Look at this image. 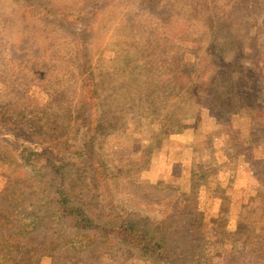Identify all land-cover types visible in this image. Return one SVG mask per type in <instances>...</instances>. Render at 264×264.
I'll use <instances>...</instances> for the list:
<instances>
[{"label": "rangeland", "instance_id": "obj_1", "mask_svg": "<svg viewBox=\"0 0 264 264\" xmlns=\"http://www.w3.org/2000/svg\"><path fill=\"white\" fill-rule=\"evenodd\" d=\"M49 1L68 11L82 0ZM12 8L11 0H0V88L13 92L16 90L10 89L17 80L22 82L21 94L10 103L30 123L24 127L25 136L0 127V194L9 198L11 190L22 197L33 186L35 179L24 176H34L35 164L42 163L33 154L43 152L58 163L77 165L81 154L89 156L87 148L83 150V131L76 128L86 123V98L74 74L55 62L56 56L62 57L70 71L74 70L68 59H74L72 43L65 37L56 39L30 13L16 11L14 15ZM195 9H199L197 16L193 15ZM193 19L206 32V40L214 42L212 50L222 61L243 62L251 69L257 65L252 62L264 60V0H116L93 21V75L100 95L99 139L94 144L99 160L94 168L106 209L148 215L182 233L174 241L179 250L189 252L177 256V263L227 264L228 258V264H245L238 257L264 238V77L256 73L247 85L240 86L234 79L225 83L214 78L212 70L195 72L193 68V83L186 88L165 75L174 65L186 68L195 62L184 37H171L173 26L180 28L185 25L182 22ZM230 35L232 44L227 39ZM146 47L152 53L132 54L134 49L141 52ZM14 51L25 56L22 65L16 63ZM256 56L260 58L257 62ZM172 58L177 60L166 69V61ZM142 64L152 68L155 77L161 74L162 81L157 93L140 101L138 90L145 86L138 74ZM50 65L57 66L53 71L61 82L56 94L54 85L34 80ZM247 88L255 92L256 110L241 104L242 89ZM54 94L59 99L51 110L48 102ZM218 104L216 118L225 107L226 121L219 118L220 125L215 126L209 108ZM36 124L44 128L41 135L30 127ZM223 125L230 135L218 131ZM230 138L241 142L242 148ZM27 156L34 165L25 163ZM136 182L178 192L169 203L167 197L148 210L131 193L129 186ZM41 196L42 202L50 199L47 193ZM157 197L164 198L162 194ZM103 238L105 247L95 248V258L70 264H145L130 252L110 249L115 242ZM234 256L237 259L230 258Z\"/></svg>", "mask_w": 264, "mask_h": 264}, {"label": "trees", "instance_id": "obj_2", "mask_svg": "<svg viewBox=\"0 0 264 264\" xmlns=\"http://www.w3.org/2000/svg\"><path fill=\"white\" fill-rule=\"evenodd\" d=\"M115 1L82 0L71 10L65 11L49 0H11L14 8L10 12L14 15L16 11L30 13L41 26L56 34V39L65 37L72 43L74 59H68L74 70L70 71V66L62 57H55V54L54 57L55 62L67 68L70 75L74 74L79 82L80 91L86 98L87 103L84 104L86 123L82 127L76 126V128L78 131H83V150L87 148L89 156L84 155L85 152L81 154L80 164L77 165L71 162L58 163L43 152L36 154L31 152L42 161L39 166L35 164L34 176V173L24 175L27 176L26 179L28 180L35 179L33 186L29 187L22 197L18 196L14 189L11 190L10 198L4 193L0 194V257L4 252L6 253L2 256L3 259L0 260V264H3L4 260H8V264H70L73 260H89L88 258L96 254L95 248H98L99 245L105 247L103 237L111 238L115 242V247L111 246L110 249L118 248L124 252H130L133 256L144 261L145 264H179L177 263V256L182 258L189 252L177 248L178 243L174 241V237L182 236V233L173 231L168 224L165 225L161 221H156L148 215H141L135 211L123 213L110 211L105 208L101 200V185L94 168L99 160V154L94 144L99 139L96 127L99 119L97 113L99 112L100 95L93 75L96 34L92 23L98 14H102ZM198 13L199 9L193 11L195 16ZM254 19L257 20L258 18L254 17ZM14 23H17V17H15ZM183 23L185 25L180 28L173 26L171 37L172 39L176 36L184 37L189 44L188 51L193 54L195 62L188 65L184 63L187 65L186 68H178L175 67L176 65L173 68L169 66L170 68L165 72V75L178 81L186 88L193 83L191 76L193 68H195V72L203 69L206 73H210L212 70L214 78L225 83L234 79L240 86L247 85L248 79L256 77L254 76L256 73L262 74L261 78L264 77V60L260 59L259 56L255 57V62L260 59L259 63L252 62L257 65L251 69L243 62H224L223 59L214 54L212 50L215 46L214 42L210 44V41L206 40V32H202L197 27L194 19L181 24ZM186 27H188L187 30ZM46 34L48 35V33ZM230 38L231 35L227 36L232 44ZM48 42L51 44L50 40ZM12 47L15 48V45L12 44ZM147 50L139 52L134 49L132 54L142 56L148 52L152 53L151 50L153 49L147 48ZM24 57L23 54L20 55L14 51V59L19 65L23 64ZM176 60L172 58L171 61H166L165 68ZM161 62L165 61L161 60ZM48 67V71L37 75L34 80H40L41 83L44 81L51 86L54 85L53 90L56 94L59 90L57 87L61 85L60 80H58L59 74H55L53 71L57 69V66L50 65ZM151 73L152 68L148 70V67L143 64L138 71L141 81L145 85L138 90L140 101L144 97L157 93L158 84L162 81L161 74L156 73L157 77H155ZM152 77L153 80H150ZM135 79L138 78L135 77ZM262 81L264 84V79ZM22 87V82L17 80L15 86L10 89L16 91L8 92L7 90L5 92V89L0 88V127L11 133L25 136L27 132L24 127H27L30 122L22 115L21 110L15 109L10 103V101H14L12 100L13 97L21 94ZM242 90L241 94L244 97V100L240 98L242 106L256 110L255 92L251 93L249 88ZM187 91L192 92L193 88H190V91L187 89ZM55 94L52 96V100L48 102L49 107L54 106V101L59 99ZM18 99L23 101L21 96ZM225 99L226 97H223L224 101ZM218 105L209 108V116L215 126L220 125L219 118L223 117V121H226L225 107L222 110L223 114L216 118V108H220L221 104ZM50 109L52 110L53 107ZM27 121L29 123L26 124ZM30 127H33L32 129L38 131L40 135L44 131L41 125L36 124ZM220 127L218 130L220 133L230 135V129L227 125ZM165 128L164 126L161 132L162 136ZM160 137L155 140L157 146H159ZM230 139L242 148L241 142L235 141L234 138ZM168 144L172 145L173 143ZM166 148H164L165 151ZM33 155L30 154L29 156ZM29 156L25 160L27 165L30 163ZM30 164L34 165L33 162ZM129 188L132 190L131 193L136 196L134 199L142 205L145 204V209L148 210L152 205H160L159 203H162L167 197L169 203L170 197L178 192L170 187L161 188L147 182H136ZM34 189L40 190L36 192ZM41 193H47L50 199L42 202ZM161 194L164 198L158 199L157 196ZM91 241L94 243L92 248H89ZM263 252L264 238L258 239L253 244L250 251L245 255L247 258L242 254L238 259L241 261L244 259L245 264H264ZM230 258L237 259L236 256ZM229 261L230 259L227 258L226 263L228 264Z\"/></svg>", "mask_w": 264, "mask_h": 264}, {"label": "crops", "instance_id": "obj_3", "mask_svg": "<svg viewBox=\"0 0 264 264\" xmlns=\"http://www.w3.org/2000/svg\"><path fill=\"white\" fill-rule=\"evenodd\" d=\"M115 96V95H114ZM114 111H115V108H114ZM112 113H114V112H112ZM162 119H163V121H164V118L162 117ZM162 119H161V122H162ZM163 123V122H162ZM164 125H165V122L163 123ZM162 124H160V126H161ZM161 128V127H160ZM157 135H158V131H157V134H156V136H155V138H157ZM154 138V137H153ZM185 147V146H184Z\"/></svg>", "mask_w": 264, "mask_h": 264}]
</instances>
